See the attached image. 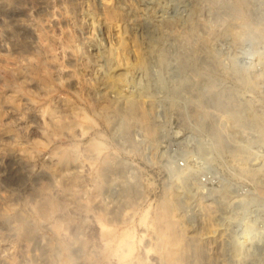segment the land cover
I'll use <instances>...</instances> for the list:
<instances>
[{"label":"rangeland","instance_id":"obj_1","mask_svg":"<svg viewBox=\"0 0 264 264\" xmlns=\"http://www.w3.org/2000/svg\"><path fill=\"white\" fill-rule=\"evenodd\" d=\"M248 35L261 55L264 0H0V264H221L216 191L154 160L153 114L173 99L207 110L202 132L228 154L215 109L248 107L257 150L264 72L239 65ZM261 158L226 163L264 212Z\"/></svg>","mask_w":264,"mask_h":264},{"label":"built area","instance_id":"obj_2","mask_svg":"<svg viewBox=\"0 0 264 264\" xmlns=\"http://www.w3.org/2000/svg\"><path fill=\"white\" fill-rule=\"evenodd\" d=\"M246 99L249 97L244 95L243 100ZM215 110V116L223 121V126L218 125L217 133L232 144L234 149L231 146L227 148L231 153H225L218 145L209 146L208 134L202 132L201 126L208 119L207 110L195 112L188 101L173 99L169 100L168 105H161L153 114L156 145L165 148L153 153L154 160L159 158L165 162L172 179H176L175 168H180L184 170L188 183L194 180L215 189L216 192L209 198L213 200L216 212L214 246L219 252L215 261L221 264H264L263 204L249 196V188L242 182L246 179L235 172L237 166L232 164L231 168L226 163L227 155L243 161L240 155L235 157V154L246 151L243 137L248 138L247 134L252 136L253 133L229 119L222 107ZM236 138H241V141ZM253 152L258 159L263 157L262 149ZM230 168L232 179L224 174ZM195 261L200 259L196 257Z\"/></svg>","mask_w":264,"mask_h":264},{"label":"bare ground","instance_id":"obj_3","mask_svg":"<svg viewBox=\"0 0 264 264\" xmlns=\"http://www.w3.org/2000/svg\"><path fill=\"white\" fill-rule=\"evenodd\" d=\"M164 1V0H163ZM167 2H169V1H167ZM187 2V1H186ZM165 3V2H164ZM163 3V4H164ZM174 3H176V2H174ZM185 3V2H184ZM152 4V3H151ZM169 4V3H168ZM185 5V6H184ZM183 5V3H178V4H175L174 5V7H173V13L174 14H179V13H181V14H183L184 12H186V3ZM156 6H157V4H156ZM156 6H154V7H156ZM163 6V5H162ZM164 7V6H163ZM157 8V7H156ZM154 9V8H153ZM155 10V9H154ZM159 10V9H158ZM161 11H164V9H161ZM171 11V12H172ZM151 12V11H150ZM153 12V11H152ZM160 12V11H159ZM165 13V12H164ZM167 13V12H166ZM191 13V12H190ZM173 14V15H174ZM170 15H171V13H170ZM188 16V15H187ZM186 16V17H187ZM199 26H201V24H199ZM206 26V25H205ZM203 29V28H202ZM206 29V28H205ZM169 30V29H168ZM207 30V29H206ZM166 31H167V29H166ZM190 32V31H189ZM192 32V31H191ZM196 32V31H195ZM200 32V31H199ZM204 32V31H203ZM166 33H168V32H166ZM166 33H165V35H166ZM184 34V33H183ZM199 34V33H198ZM197 34V35H198ZM201 34V33H200ZM208 34H210V32L208 33ZM168 35V34H167ZM177 35V34H176ZM179 35V34H178ZM166 37V36H165ZM205 37V36H204ZM255 37V36H254ZM254 37H252V36H250V35H248V36H246V37H244V36H242L241 38L242 39H239V40H243V41H245L244 43V45H243V51H242V55L239 57L240 59H239V61H240V63H239V65H242V67H248V66H251L252 68H251V70H254V72L255 71H258V72H260V73H262V72H264L263 71V69H264V59H263V57H262V54H264V51H263V49H264V43L263 42H261V43H263L262 45L263 46H261V48H263L261 51H262V53H261V55H259L258 56V52L256 53L255 52V49H254V39L255 38H257V36L254 38ZM167 38V37H166ZM234 38V37H233ZM232 37H230V38H226V40L223 42L224 44H225V46H224V54H226V58L225 59H227V60H229V59H231V58H229L230 57V45L233 43L232 42V39H233ZM244 38V39H243ZM169 39V38H168ZM177 39V38H176ZM171 40V39H170ZM231 40V41H230ZM164 41V40H163ZM256 41V40H255ZM263 41V40H262ZM196 42V41H195ZM198 42V41H197ZM213 42V41H212ZM181 43V42H180ZM203 43V42H202ZM167 44V43H166ZM171 44V43H170ZM174 44V43H173ZM181 45V44H180ZM180 45H178V46H180ZM184 45V44H183ZM233 45H234V43H233ZM169 46V45H168ZM169 47H171V46H169ZM175 47V46H174ZM213 47V46H212ZM240 47V46H239ZM242 47V46H241ZM167 48V47H166ZM238 48V47H237ZM256 48V47H255ZM260 48V47H259ZM170 49V48H169ZM201 49V48H200ZM234 49V48H233ZM240 49V48H239ZM240 50H242V48L240 49ZM200 53H202L201 51H199ZM199 52H198V59H199V61H201V62H203L204 60L206 61L207 59H208V57H206V58H204L203 59V54H201V55H203L202 57L200 56V54H199ZM240 52V51H239ZM237 53H238V51H237ZM239 54V53H238ZM181 55V54H180ZM185 55V54H184ZM234 55V54H233ZM240 55V54H239ZM232 56V55H231ZM262 58H261V57ZM169 57H172V56H169ZM169 57H167V58H169ZM233 57V56H232ZM235 57V56H234ZM237 57V56H236ZM229 58V59H228ZM158 59V58H157ZM209 60V59H208ZM212 61V60H211ZM226 61V60H225ZM224 61V62H225ZM237 61V60H236ZM238 61V62H239ZM231 62V61H230ZM238 62H237V64H238ZM157 63H159V62H157ZM213 63V62H212ZM233 63V62H232ZM167 63H165V65H166ZM226 64V63H225ZM176 65V66H175ZM167 66V68L168 69H170L171 67H177V64H175V62H174V64H173V62L171 61V59H170V61L168 62V65H166ZM183 66V65H182ZM213 66H214V64H213ZM226 66V68L225 69H223V71L225 72V75H226V77L227 78H231V79H233V78H235V75H234V71L235 70H232L231 69V66H228V65H225ZM238 66V65H237ZM219 67V66H218ZM241 67V66H240ZM241 67V68H242ZM182 68V67H181ZM215 68V67H214ZM250 67H248V71L250 70L249 69ZM166 69V68H165ZM213 69V68H212ZM212 69H211V71H212ZM217 69V68H216ZM235 69H236V67H235ZM179 70V69H178ZM192 70V69H191ZM250 70V71H251ZM63 71V70H62ZM241 71H243V70H241ZM241 71H239V72H241ZM237 72V71H236ZM242 73V72H241ZM246 73V72H245ZM249 73V72H248ZM248 73H247V75H248ZM253 73V72H252ZM236 74V73H235ZM261 75V74H260ZM223 77V76H222ZM233 77V78H232ZM261 77V76H260ZM237 78V77H236ZM239 78H240V76H239ZM239 78H238V80H239ZM243 78V77H242ZM254 78V77H253ZM244 79V78H243ZM244 82V81H243ZM252 82V81H251ZM161 83V82H160ZM241 83V82H240ZM139 84V83H138ZM140 86V85H139ZM221 86V85H220ZM259 89H261V88H259ZM164 90H165V88H164ZM264 90V89H263ZM241 95V94H240ZM247 95H248V93H247ZM241 97H243V96H241ZM26 101H27V103L28 104H32V99H30V98H26ZM176 104V103H175ZM248 108V107H247ZM245 108V109H243L242 110V114H240V113H238V114H235V113H232V114H227V115H230V119H232L235 123L236 122H240V124H242V127L243 126H245V125H247V122H246V124L243 122V117H245L246 115H245V113L247 112V110L248 109H250V108ZM264 110V109H263ZM247 117V116H246ZM245 121H247V120H245ZM249 122V121H248ZM118 125H120V124H118ZM118 127H122V126H118ZM248 127V126H247ZM246 127V128H247ZM249 128V130H251L250 131V133L251 132H253V133H257V131H258V127L257 126H249L248 127ZM119 130H120V128H118ZM122 129V128H121ZM264 131V130H263ZM259 132V131H258ZM255 133V134H256ZM252 134V133H251ZM259 134H260V132H259ZM262 134V133H261ZM253 135V134H252ZM255 136V135H254ZM253 136V137H254ZM264 136V135H263ZM262 136V137H263ZM257 138V137H256ZM211 139H212V141H213V137H212V135H211ZM247 140V139H246ZM251 139H249V141H250ZM257 140H258V143H259V148H263L262 149V156H263V158H261V159H263L262 161H263V166H264V138L262 139L261 138V136H260V139H258L257 138ZM256 140V141H257ZM211 142V141H210ZM211 143H213V142H211ZM250 143H253L252 142V140L250 141ZM214 144V143H213ZM245 144H246V142H245ZM247 144H249L248 142H247ZM250 145L251 144H249V145H247V148H246V151H243V152H239V154L241 155L240 156V158L244 161V159H245V161L246 162H249V161H251V159H253V160H255V162H256V160H258V156L256 155V153H255V157L253 156L254 155V153L253 152H251V149H250ZM253 146H254V144H252ZM230 146V145H229ZM252 146V147H253ZM257 148H258V146H257ZM258 148V149H259ZM233 149V148H232ZM248 149V150H247ZM253 151V150H252ZM246 154H245V153ZM244 153V154H243ZM239 154H235L236 155V157L239 155ZM234 155V156H235ZM234 161V160H233ZM236 161V160H235ZM237 161H239V160H237ZM253 162V161H252ZM238 164V163H237ZM243 164V163H242ZM262 164V163H261ZM251 166V165H250ZM250 168V167H249ZM253 168V167H252ZM261 172V171H260ZM263 172V171H262ZM175 175H176V179L175 180H180V181H183L185 184H189L188 183V180L187 179H185V173H182V170L180 169V168H175ZM263 176H264V174H263ZM264 213V212H263Z\"/></svg>","mask_w":264,"mask_h":264}]
</instances>
